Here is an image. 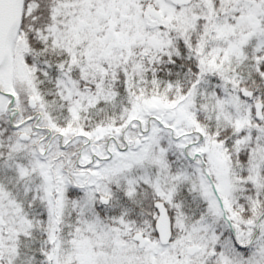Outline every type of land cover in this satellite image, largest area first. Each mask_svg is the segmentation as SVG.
Instances as JSON below:
<instances>
[{"label":"snow or ice","instance_id":"1","mask_svg":"<svg viewBox=\"0 0 264 264\" xmlns=\"http://www.w3.org/2000/svg\"><path fill=\"white\" fill-rule=\"evenodd\" d=\"M0 264H264V0H0Z\"/></svg>","mask_w":264,"mask_h":264}]
</instances>
